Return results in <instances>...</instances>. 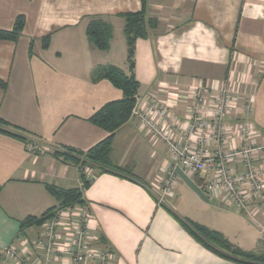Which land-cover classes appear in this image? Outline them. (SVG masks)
<instances>
[{
  "label": "crops",
  "instance_id": "crops-1",
  "mask_svg": "<svg viewBox=\"0 0 264 264\" xmlns=\"http://www.w3.org/2000/svg\"><path fill=\"white\" fill-rule=\"evenodd\" d=\"M141 10L140 0H0V29L12 30L17 18H24L18 39L0 42V80L6 83V89L0 88V118L26 140L0 133V264H10L2 255L11 247L27 258L44 251L36 246L44 225L22 230L21 222L59 206L48 187L82 188L78 167L57 153L86 154L108 136L90 119L123 93L99 72L115 66L129 74L124 15ZM145 16L156 25L147 24V35L135 44L140 105L162 104L181 140L177 130L189 119L190 90L202 87L213 99L229 79L239 85L240 101L251 99L252 112L243 114L239 104L227 124L235 128L248 121L264 135V0H148ZM93 19L112 26L105 51L88 36ZM47 36L50 44L44 48ZM32 141L41 152L29 151ZM235 145L243 147L239 140ZM110 158L134 177L86 169L92 183L83 191L85 206L74 212L89 218L90 234L105 240L112 264H238L204 247L182 226L176 217L192 219L181 211L177 192L168 204H158L171 158L167 146L141 128L137 117L115 133ZM190 177L198 185L209 174ZM185 191L199 203L192 190ZM216 201L225 205L223 198ZM259 207L264 222V202ZM228 213L245 220L241 213ZM198 224L246 252L264 245L261 233L244 237L255 244L246 249L230 237L229 227ZM69 228V223L60 227L63 238L70 236Z\"/></svg>",
  "mask_w": 264,
  "mask_h": 264
},
{
  "label": "built area",
  "instance_id": "built-area-1",
  "mask_svg": "<svg viewBox=\"0 0 264 264\" xmlns=\"http://www.w3.org/2000/svg\"><path fill=\"white\" fill-rule=\"evenodd\" d=\"M238 91L239 85L229 79L213 99L202 87L191 89L189 119L177 130L181 140L174 135L176 122L157 100L142 106L137 101L132 116L168 148L171 164L165 168L159 187V205L168 204L176 194L180 181L177 167L189 176L206 171L209 177L199 187L208 199L223 198L225 205L251 219L264 236V222L259 219V206L264 202V135L248 121L235 128L227 124V117L239 104L243 114L252 112L251 99L240 101ZM236 140L242 148L235 145ZM28 149L32 153L42 151L35 141L28 144ZM66 223L70 236L63 238L60 227ZM88 224L89 218L74 210L58 212L36 240V246L48 256L45 263L37 264H112L113 253L90 234ZM17 252L15 247L5 251L12 257Z\"/></svg>",
  "mask_w": 264,
  "mask_h": 264
},
{
  "label": "trees",
  "instance_id": "trees-1",
  "mask_svg": "<svg viewBox=\"0 0 264 264\" xmlns=\"http://www.w3.org/2000/svg\"><path fill=\"white\" fill-rule=\"evenodd\" d=\"M140 1L142 4L141 12L127 13L124 15L126 22L125 34L128 46L129 74L115 66L105 67L99 72V75H101L102 78L110 81L115 88L121 90L123 93V98L121 100L106 104L90 119L92 124L103 129L108 133V136L91 148L86 154L74 150H68V152L63 154L57 153V155L62 157L65 162L78 167L83 183L82 188L65 190L56 187H48V191L59 202V206L48 210L39 218H26L21 222L22 230L33 226L42 227L52 220L60 211L67 209L74 210L75 208L84 207L86 202L83 197V191L92 183V180H89L85 174L86 169H97L98 175L103 173H113L131 179L134 177L129 170L115 166L112 163L110 156L115 133L131 119L138 100L139 82L136 80L134 74V50L136 41L138 38H143L147 35V24L151 27L156 25L154 20H147L145 16L148 0ZM23 27L24 18L20 16L17 18L12 30L0 29V42L16 41L20 36ZM87 32L91 42L96 48L102 51L108 49L112 35V26L109 23L99 19H93L88 25ZM49 44L50 37L47 36L43 39V47L47 48ZM0 88L6 89V83L2 80H0ZM9 129L15 130L14 127L0 118V133L26 141L25 138ZM197 183L198 186H202L201 183ZM1 189L2 185H0V191ZM176 218L190 235L212 252L238 264H264V245H262L256 252H246L231 244L219 232L212 231L189 219H182L180 217ZM99 243L110 250L102 237H100Z\"/></svg>",
  "mask_w": 264,
  "mask_h": 264
},
{
  "label": "rangeland",
  "instance_id": "rangeland-1",
  "mask_svg": "<svg viewBox=\"0 0 264 264\" xmlns=\"http://www.w3.org/2000/svg\"><path fill=\"white\" fill-rule=\"evenodd\" d=\"M11 130L13 131L14 129ZM14 131L18 132L17 130ZM16 134L19 135V132ZM185 190L191 189H189V187L184 182H182L181 187H178L176 190L177 194L179 195L177 196L178 199L176 201L179 202L181 211L183 213H187V215L191 217L190 219L198 223L201 221L202 223H207L210 226L220 229H225V227H229L228 233L230 237H232V239L236 241V243H242L244 247H246V249H251L255 246L252 239H246L244 242V237H246L248 234H252V232L254 236L261 237L260 230L254 223H252L251 219H249L247 216L242 215L245 218V220L243 219V221L241 220V218L239 219L234 215H231L228 212H235L232 207L217 202L211 196L209 197V203H205L201 199L199 200V203L197 201H193L194 199L191 200L187 196ZM174 201L172 200L173 203H176V201ZM21 251L23 250L18 249V252L15 257L7 256V254L4 252L2 255L3 260L5 262H9L10 264H37V257L41 258L43 263H45L48 259V256L44 251L42 252L35 250L36 252L33 251V256L30 258H27V253Z\"/></svg>",
  "mask_w": 264,
  "mask_h": 264
},
{
  "label": "water",
  "instance_id": "water-1",
  "mask_svg": "<svg viewBox=\"0 0 264 264\" xmlns=\"http://www.w3.org/2000/svg\"><path fill=\"white\" fill-rule=\"evenodd\" d=\"M176 172L182 182H184L202 201L209 203L207 195L203 190L192 180V178L185 174L184 171L180 168H176Z\"/></svg>",
  "mask_w": 264,
  "mask_h": 264
}]
</instances>
